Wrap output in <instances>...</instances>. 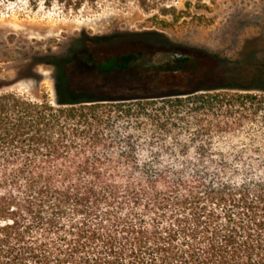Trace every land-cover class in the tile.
I'll return each instance as SVG.
<instances>
[{"label":"trees","instance_id":"1","mask_svg":"<svg viewBox=\"0 0 264 264\" xmlns=\"http://www.w3.org/2000/svg\"><path fill=\"white\" fill-rule=\"evenodd\" d=\"M82 42L47 56L55 106L0 96V264H264V90L104 97Z\"/></svg>","mask_w":264,"mask_h":264},{"label":"rangeland","instance_id":"2","mask_svg":"<svg viewBox=\"0 0 264 264\" xmlns=\"http://www.w3.org/2000/svg\"><path fill=\"white\" fill-rule=\"evenodd\" d=\"M155 5L145 10L128 1L65 13L43 4L34 9L25 1L0 4V96L14 93L55 106L47 56L68 51L78 39L85 58L115 60L107 71L78 74L79 81L89 78L104 87L99 93L104 97L162 96L220 85L250 90L232 93L263 94L264 0ZM173 54L184 61L160 62ZM130 88L134 93L126 91ZM228 157L221 153V159Z\"/></svg>","mask_w":264,"mask_h":264},{"label":"flooded vegetation","instance_id":"3","mask_svg":"<svg viewBox=\"0 0 264 264\" xmlns=\"http://www.w3.org/2000/svg\"><path fill=\"white\" fill-rule=\"evenodd\" d=\"M174 55H180V54H174ZM181 61H184V56H182V55H180L179 57L174 58L172 60L166 61L164 64H166L167 66H170L173 63L181 62Z\"/></svg>","mask_w":264,"mask_h":264},{"label":"water","instance_id":"4","mask_svg":"<svg viewBox=\"0 0 264 264\" xmlns=\"http://www.w3.org/2000/svg\"><path fill=\"white\" fill-rule=\"evenodd\" d=\"M180 55H166L164 57L161 58L160 62H166V61H169V60H172L174 58H177L179 57Z\"/></svg>","mask_w":264,"mask_h":264}]
</instances>
